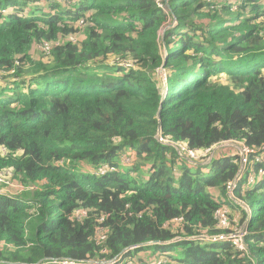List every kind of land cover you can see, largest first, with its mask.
<instances>
[{
	"label": "trees",
	"instance_id": "16d2710c",
	"mask_svg": "<svg viewBox=\"0 0 264 264\" xmlns=\"http://www.w3.org/2000/svg\"><path fill=\"white\" fill-rule=\"evenodd\" d=\"M30 1L44 13L22 8ZM53 1L0 0L9 9L0 17V70H14L0 83V170L37 187L0 195V242L12 245L0 249V262L123 255L141 264H264V198L250 217L238 208L249 255L200 239L221 232L214 214L226 204L214 192L230 199L239 158L216 156L220 147L209 164L198 161L208 169L180 171L188 158L156 137L161 130L199 151L231 140L264 144V0H76V9L73 0ZM58 40L50 55L40 49ZM117 56L134 65L113 63ZM124 154L128 172L90 171L119 168ZM262 157L234 191L245 204L264 193V179L249 184ZM140 165L144 179L132 178ZM78 209L87 216L75 217Z\"/></svg>",
	"mask_w": 264,
	"mask_h": 264
},
{
	"label": "built area",
	"instance_id": "2783aa9c",
	"mask_svg": "<svg viewBox=\"0 0 264 264\" xmlns=\"http://www.w3.org/2000/svg\"><path fill=\"white\" fill-rule=\"evenodd\" d=\"M158 5L161 7H164L163 2L165 0H156ZM8 13V10L2 6H0V15H6ZM80 26H86V20L81 19L79 21ZM69 39L71 41H75L76 38L74 36H70ZM61 44V40L52 42V41H45L42 42L40 45V49L45 55L51 54V49L53 46H59ZM113 63H117L118 65H121L123 67H129L134 65V61L132 59H122L121 57H113L112 58ZM14 73V70L11 72L7 70H0V82L4 81V79L9 78L11 74ZM157 139L163 144H166L172 148H174L179 154L184 155L188 158V160H194V161H200L205 159V164H209L212 160L211 156L213 153H215L216 150H214V146L220 145L221 147H227L230 143H232L235 146L234 149L231 151L232 157L239 158L240 162V170L238 174L235 176L233 180L228 182L227 184V192L230 195L231 199L234 200L236 203L241 205L243 208H245L248 212V217H250L251 211L247 204H245L244 201L241 199H238L234 195L235 189L238 187V184L244 177L246 171L249 169L251 165L254 163H260L263 161L262 154L264 153V144H261L256 147H251L246 145L244 142L239 140H231V141H224L225 143L221 142L219 144L213 145L210 148H207L203 151H199L197 149H192L185 143H177L169 138H166L163 136L162 131L159 130L157 133ZM4 154L6 153L5 149H2ZM214 155V154H213ZM132 158L129 155L124 154L121 157V164H131ZM119 171V168L116 166H113L109 163H104L99 165L93 170V173L97 176H104L110 172ZM258 174L264 178V168H260L258 171ZM257 181L256 176L251 175L249 179V184L253 185ZM37 187L34 184L31 183H21L19 182L15 177V171L8 167L0 170V195H9V196H17L25 191H34ZM75 217L82 218L87 216V212L84 209H78L75 214ZM215 220L217 222V227L221 230L220 233L214 236L210 237H200L202 240H211L213 242L217 241H228L230 242L235 248H237L242 253H245L249 255V247L246 243V236L248 234L247 231V221L244 224L238 225V227L234 230L232 225V212L230 208L226 205H223L219 207L215 211ZM106 215L101 216L100 222H104L106 219ZM182 218H176L174 221H167L164 223L165 227H168L173 222H180ZM107 240V229L104 226H100L97 229L96 233V241L97 244L103 245L105 241ZM4 247H12L11 244L0 242V249ZM136 248V246H130L129 248L125 249L123 253L133 250ZM105 251V250H104ZM42 261H40L41 263ZM47 263L51 264H81L76 261H73L71 259H57V258H49L46 259ZM166 261L163 258L160 259H148V261L145 264H163ZM0 264H28V263H8V262H0ZM39 264V263H38ZM86 264V263H84ZM87 264H141L138 258H123V255H117L113 259L110 260H103V261H94L89 262Z\"/></svg>",
	"mask_w": 264,
	"mask_h": 264
},
{
	"label": "rangeland",
	"instance_id": "374dc122",
	"mask_svg": "<svg viewBox=\"0 0 264 264\" xmlns=\"http://www.w3.org/2000/svg\"><path fill=\"white\" fill-rule=\"evenodd\" d=\"M55 1H59L60 2V4L62 5H64V4H66V3H63V1H61V0H55ZM55 1H53V2H55ZM38 2V1H37ZM52 2V3H53ZM41 3V2H40ZM43 3V2H42ZM70 6H71V4H69ZM68 5V6H69ZM42 6H44V4H42L41 6H38V7H35V2L34 1H30V2H28V5L27 6H23L22 8H24V9H27V12L28 13H31L35 8H38V11H36V13L37 14H42V13H44V11L46 10L45 8H43ZM78 7V4L76 3V0H73V9H76ZM65 8H66V6H65ZM8 11H9V9H7ZM7 15V14H6ZM1 16H5V14L4 15H0V17ZM167 26H169V25H167ZM165 29H163V31H164ZM81 34H79V36H80ZM112 59V58H111ZM130 59V58H129ZM159 74H160V77H162L163 79H165V77H166V73H165V76H164V74L162 75L161 74V69L159 70ZM164 81H166V79L164 80ZM1 83V82H0ZM223 143H225V142H223ZM232 143H235V142H232ZM232 143H230L227 147L228 148H226V147H224V148H220V150L216 153V156H220V155H228L229 154V152L231 153V151L234 149V147H232L233 146V144ZM215 147V146H214ZM232 149V150H231ZM231 150V151H230ZM197 163H199L198 161H194V160H187L186 162H180L179 164H178V169L180 170V171H182L183 170V168L184 167H193V168H199V169H208L209 168V166L208 165H206L205 166V164H197ZM80 166H78L77 168L78 169H80V167H81V165H83L82 163H80L79 164ZM82 168H84V167H82ZM91 169H92V171L94 170V168H90V171H91ZM131 169V164H120V166H119V171H122V172H128L129 170ZM253 169V166L251 165L250 167H249V169L248 170H252ZM247 170V171H248ZM246 171V172H247ZM144 175V168H143V165H140V168H139V170H138V172H135L134 174H132V178H136V179H138L139 178V180H141V179H144L143 176ZM256 179H257V181H256V183L253 185L254 187L255 186H257L260 182H261V180H263L264 178L262 177V176H260L259 174H257L256 175ZM215 194H216V199L218 200V201H220V202H223V203H225L227 206H229L230 207V210H231V212H232V215H233V218H235L236 220H237V222H238V225H241L243 222V220H242V218H243V216H244V213L241 211V210H239L238 208H242L247 214H248V212L249 211H247L245 208H243L241 205H239L238 203H236L235 201H233L232 199H231V197H230V195L228 194V196L230 197V199L226 196V195H224V194H221V193H216V192H214ZM262 198H264V193L263 194H256L254 197H252V198H250V199H248L247 200V206L249 207V209H250V211H251V214L252 213H256V211H257V209L259 208V204H260V200L262 199Z\"/></svg>",
	"mask_w": 264,
	"mask_h": 264
},
{
	"label": "water",
	"instance_id": "95a60500",
	"mask_svg": "<svg viewBox=\"0 0 264 264\" xmlns=\"http://www.w3.org/2000/svg\"><path fill=\"white\" fill-rule=\"evenodd\" d=\"M170 27H172V26H167L166 28H165V30L167 29V28H170ZM164 30V31H165ZM161 74L163 75L164 74V76H165V68H164V66H162L161 67ZM165 79H166V77H165ZM164 79V80H165ZM233 146H235V145H233ZM221 146L220 145H217V146H215V148H214V150H216V149H218V148H220ZM214 154V153H213ZM213 154H212V156H211V158L213 157ZM157 243V242H156Z\"/></svg>",
	"mask_w": 264,
	"mask_h": 264
},
{
	"label": "crops",
	"instance_id": "0c3cea01",
	"mask_svg": "<svg viewBox=\"0 0 264 264\" xmlns=\"http://www.w3.org/2000/svg\"><path fill=\"white\" fill-rule=\"evenodd\" d=\"M86 165H84V166H81V167H85ZM92 170V169H91Z\"/></svg>",
	"mask_w": 264,
	"mask_h": 264
},
{
	"label": "clouds",
	"instance_id": "9594fccd",
	"mask_svg": "<svg viewBox=\"0 0 264 264\" xmlns=\"http://www.w3.org/2000/svg\"><path fill=\"white\" fill-rule=\"evenodd\" d=\"M217 150V149H216Z\"/></svg>",
	"mask_w": 264,
	"mask_h": 264
}]
</instances>
